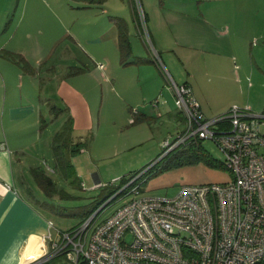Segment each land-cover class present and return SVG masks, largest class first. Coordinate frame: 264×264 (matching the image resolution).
<instances>
[{"label":"crops","instance_id":"crops-1","mask_svg":"<svg viewBox=\"0 0 264 264\" xmlns=\"http://www.w3.org/2000/svg\"><path fill=\"white\" fill-rule=\"evenodd\" d=\"M96 1L102 8L99 9L100 16H97L100 21L95 19L92 29L97 31L101 30L99 27L102 28L98 38L109 41L119 59L113 57V51L107 53L101 48L97 53L95 46L92 51L84 48L83 52L93 65L99 58H103L107 64L104 73L99 74L96 69L92 72L94 80L104 76L110 89L119 90L127 105L138 103L146 96L151 97L154 89L148 92L143 86L138 88L125 75V69L144 63L142 60L135 61L142 56L137 53L139 46L134 47V42L136 39L146 41L138 14L133 9L137 38L130 39L127 24L132 61L122 64L117 19L107 16L109 9L106 11L104 7L108 0ZM260 1L187 0V3H183L181 0H146L144 11L149 34L152 33L154 51L176 83L191 86L202 112L205 95L194 89L190 81L197 77L198 72L187 67L186 63L192 65L195 54L206 58L203 62L205 71H200L205 75L203 80L209 83L204 87L224 89L233 77L238 82L240 71L248 72V76L264 75V20L248 19V3L251 4L249 8L259 7V11L264 13V4ZM61 9L63 7L57 0H0V224L4 225L0 264H39L40 261L48 260L49 237L57 238V231L61 230L54 226L48 211L32 200L34 197L40 200L39 193L33 190L27 176V172L32 175L31 168L35 166L27 160L33 124L45 122L46 114L59 116L57 105L52 99L57 97L65 100V91L69 92L70 100L71 95L72 99L86 98L80 90V77L91 74L76 65L71 71L72 65L64 61L78 60V55L71 51V57H66V45L61 50L57 49L63 39H69L70 43L78 47L81 42V36L75 30L67 28L59 34L61 26L65 27L62 16L57 14ZM47 11L53 14L54 23L56 21L55 27H50V30L45 24ZM84 40L91 43L92 38ZM150 54V59L145 63L159 67L165 79L163 95L166 101L168 98L165 94L174 92L172 89L167 90L165 70L162 71L154 60L153 51ZM223 58L232 59L229 61L231 67H223ZM176 61L186 67V75L178 72ZM230 104L242 106L228 101L220 103L210 112H222ZM248 104L253 107L251 101ZM245 106L257 112L249 105ZM69 110V117H74V109L71 107ZM138 112L144 114L143 111ZM52 229H55V234Z\"/></svg>","mask_w":264,"mask_h":264},{"label":"rangeland","instance_id":"rangeland-1","mask_svg":"<svg viewBox=\"0 0 264 264\" xmlns=\"http://www.w3.org/2000/svg\"><path fill=\"white\" fill-rule=\"evenodd\" d=\"M181 1L187 3V0ZM140 2L146 9V0ZM260 2L264 4V0ZM57 3L64 9L63 12H60L63 9L59 10L57 14L62 16L65 23V27L61 26L59 29V34L68 28L75 30L81 36L79 47L70 43L69 39H63L57 49L61 50L66 45L64 51L66 57H71L69 55L71 51L78 55V60L64 61L72 65L71 71L76 67H82L91 74L87 73L84 77H80V90L86 98L72 99L73 96L70 94V100L68 91L64 93L65 100L53 94L56 98L52 101L57 105L56 111L59 116L52 117L46 114L45 122L33 124L30 130L27 160L31 165L46 171L54 183V189L48 193L35 182L33 175L27 172L32 183L31 187L39 193L40 200L37 201L35 197L32 200L34 199L39 207L48 211L54 226L61 230L74 226L79 221V217L76 215V209L72 207L90 203L98 197L102 189L118 186L122 183L121 177H125L124 184H126L131 176L143 172L139 179L142 180L139 189V195L142 196H173L183 184L221 183L229 180L231 174L221 163L223 154L211 139L200 141L202 148L200 152L194 149L195 147H191V150H194L191 155L187 151L179 153L178 156L172 154L162 156L163 141L167 138L173 139L178 132L184 130L185 120L175 103L174 93H166L168 100L164 99L163 88L166 84L159 67L145 63L150 59V52H154L152 33L149 34L150 39L143 35L146 41L136 39V43L134 42V47L139 46V50L136 51L141 54L144 63L125 69V75L138 88L143 86L148 92L151 89L155 92L151 97L146 96L138 103L132 102L127 105L119 90L110 89L109 83L104 81V76L99 77L100 79L96 77L97 79L94 80L95 75L92 72L95 69L99 74L105 71L107 64L103 58H99L93 65L92 60L83 52L84 48L92 51V47L95 46L97 53L102 48L107 53L113 51V57L119 59L117 51L109 41L98 38L102 28L99 27L101 30L97 31L92 29V22L95 19L100 21V17L98 19L97 16L102 5L96 0H57ZM92 3L96 4L92 5ZM249 5L251 4L248 3V19L264 20V13L259 11L260 8H249ZM104 9L106 11L109 9L108 17L127 22L130 39L137 38L134 25V10L136 14L138 13L136 0H108ZM52 15L48 11L45 15L48 30L56 25ZM84 38H92L91 43L86 42ZM129 57L131 58V55ZM204 59L205 56L195 54L193 64L186 63L187 67L198 72L197 77L190 81L194 89L205 95L202 108L207 117H214L228 110L233 104L222 112L216 114L210 112L220 103L228 101L242 106L249 105L257 112L264 110V75L248 76V72L240 71L238 82L234 81L233 77L224 89L204 87L209 84L203 80L205 75L201 73L205 71ZM230 60L223 58L224 68L230 66ZM176 62H178L176 63L178 72L186 75V67L179 61ZM172 73L175 74L173 71ZM166 88L171 90L169 85ZM248 101L252 102L253 107ZM71 107L74 109V117L71 118L70 140L72 143L81 141L82 147L79 152L69 157L73 173L68 175L56 164L52 138L69 119L68 111ZM138 111H143L145 115ZM261 130L264 131V124L261 125ZM187 155H190L188 159L178 161L179 158H185ZM167 157L170 159L168 160ZM82 182L85 187L81 186ZM130 197V194L117 197L100 211L97 219L109 216ZM52 232L55 234V229H52ZM49 246V259L40 261L39 264H70L64 254L55 253L51 249V244ZM35 263L37 262L32 264Z\"/></svg>","mask_w":264,"mask_h":264},{"label":"built area","instance_id":"built-area-1","mask_svg":"<svg viewBox=\"0 0 264 264\" xmlns=\"http://www.w3.org/2000/svg\"><path fill=\"white\" fill-rule=\"evenodd\" d=\"M153 58L164 71L156 51ZM164 75L185 129L163 141L162 156L211 139L231 178L183 184L173 196H142L143 172L135 174L122 187L129 199L105 218L97 219L98 207L83 222L58 230L57 238L49 237L51 249L70 264H264V110L233 104L207 117L189 84L176 83L167 70Z\"/></svg>","mask_w":264,"mask_h":264},{"label":"trees","instance_id":"trees-1","mask_svg":"<svg viewBox=\"0 0 264 264\" xmlns=\"http://www.w3.org/2000/svg\"><path fill=\"white\" fill-rule=\"evenodd\" d=\"M145 18H146V13H145ZM118 23V29H119V34H118V45H119V51H120V59L122 64H127L131 62L129 56L131 55V46H130V41L128 38V28L126 23L122 19L117 20ZM141 58H138L135 60L136 62L141 61ZM181 112V111H180ZM182 114V112H181ZM183 116V115H182ZM71 117L66 120V122L62 125V127L56 131L52 138V149L54 152L56 164L58 167L66 174H72L73 173V167L70 162L69 157L76 154L79 152L81 149V141L72 143L70 140V129H71ZM189 147V148H188ZM187 149L181 148L178 151L171 152L169 154H172L173 156H178L179 153L182 152H187L189 151L190 155L192 153L191 147H195L194 149H197L199 152L202 151V148L200 146H188ZM191 150V151H190ZM195 150V151H197ZM197 151V152H198ZM203 153V152H201ZM168 154V156H169ZM181 155V154H180ZM189 155V156H190ZM188 155L185 158H179V162L183 161L185 159H188ZM169 160L170 158L167 157ZM212 161V160H211ZM32 169V175L35 180V182L46 192H50L54 189V183L49 177V175L41 168L38 166H34L31 168ZM122 183L119 184L118 186H112L111 188H105L102 189V192L98 195L97 198H95L93 201L90 203L81 205V206H73L72 208H75L76 210V215L79 217V221L76 224H79L83 222L86 218H88L98 207H100L104 202H106L101 208V210L109 204L111 201L116 199L119 196L125 195L127 192V187H123L125 183V177H121ZM122 188V189H121ZM121 189V190H120ZM120 190V191H119ZM47 204V203H46ZM100 210V211H101ZM99 211V212H100ZM98 212V213H99ZM75 224V225H76Z\"/></svg>","mask_w":264,"mask_h":264},{"label":"snow or ice","instance_id":"snow-or-ice-1","mask_svg":"<svg viewBox=\"0 0 264 264\" xmlns=\"http://www.w3.org/2000/svg\"><path fill=\"white\" fill-rule=\"evenodd\" d=\"M4 225L0 224V243L3 241Z\"/></svg>","mask_w":264,"mask_h":264},{"label":"water","instance_id":"water-1","mask_svg":"<svg viewBox=\"0 0 264 264\" xmlns=\"http://www.w3.org/2000/svg\"><path fill=\"white\" fill-rule=\"evenodd\" d=\"M112 197H113V196H112ZM112 197H111V198H112ZM111 198H109V199H111ZM107 201H108V200H107ZM107 201H106V202H107ZM106 202H104V203L99 207V209H100V208H101Z\"/></svg>","mask_w":264,"mask_h":264}]
</instances>
